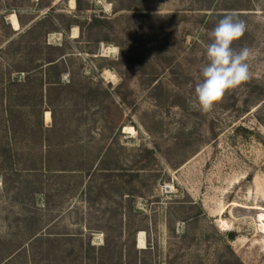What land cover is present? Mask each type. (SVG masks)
I'll list each match as a JSON object with an SVG mask.
<instances>
[{"label":"rangeland","instance_id":"rangeland-1","mask_svg":"<svg viewBox=\"0 0 264 264\" xmlns=\"http://www.w3.org/2000/svg\"><path fill=\"white\" fill-rule=\"evenodd\" d=\"M80 3L78 13L74 0H0V49L9 38L3 20L18 32L49 14L113 22L99 43L74 26L63 32L61 22L47 36L49 23L34 31L40 42L69 40L65 71L50 89L40 54L24 60L27 93H38L42 105L21 107L23 138L10 141L17 171L0 165V259L79 264L80 249L102 245L104 231L127 247L130 222L141 229L136 248L147 249L139 256L147 264H264V0ZM129 5L138 8L128 12ZM207 5L246 21L235 48H250L252 57L250 80L204 113L194 88L211 30L192 15L210 13ZM175 11L177 24L160 35L159 20ZM8 55L2 67L21 63ZM88 90L94 94H81ZM106 149L116 169L109 177L59 170L80 161L95 169ZM49 150L50 170L41 162Z\"/></svg>","mask_w":264,"mask_h":264},{"label":"trees","instance_id":"trees-1","mask_svg":"<svg viewBox=\"0 0 264 264\" xmlns=\"http://www.w3.org/2000/svg\"><path fill=\"white\" fill-rule=\"evenodd\" d=\"M76 4V9L78 13L82 12V6L80 0H74ZM138 7L134 5L127 6L126 10L132 11L136 10ZM204 11H210V13H202L201 15H192V17L197 18L207 29L212 30L214 26L218 23L219 19H221L224 15L227 14H235V13H222L217 9H211L210 5L203 8ZM181 13L178 11L173 12L171 15L164 16L163 19L159 20L160 26V35L168 34L171 28H174L177 24ZM236 15V14H235ZM61 16L54 18L51 14L45 15L40 21H37L32 26L27 29L18 32L13 30L9 23L3 20V24L7 28L6 37L8 41L5 46L0 49V60L2 58L7 59L8 54L12 55V52L18 54L19 59H21V63L13 62L7 63V67H2L0 63V131L3 133L0 136V165H6L11 168L12 171H17L15 165L17 163V159L15 158L18 154L17 150L12 147L10 141H16L17 139L23 138L21 134V129L23 128L24 120L22 121V115L20 113L21 107L29 106H40L42 105V97L37 93H34L33 97H30L27 93L28 91V83H31L29 78V69L24 65V60L26 62H34L37 58H34V52L39 53L41 64L45 65L44 73L46 74V78L48 80V84L50 89L57 86L55 82L51 80H59L58 78L65 71V66L63 61L65 62L64 55L66 44L69 43V40L66 39L59 45H52L50 43H46V40L39 41L38 36L34 35V31L37 26H43L45 23H49V26L46 28L44 35L47 36L51 31H58L59 26L57 22H61L64 28L63 32L70 31L71 27L79 28L80 32H86L88 41L99 43L101 41L107 42L108 35L106 31L112 29V20L107 17H100L97 15H91L88 18L80 19L78 17H69V20L63 21L60 19ZM62 18V17H61ZM60 23V24H61ZM168 28V29H167ZM168 31H165V30ZM62 32V33H63ZM103 32L104 37L101 39H97V35ZM40 33V32H39ZM10 34V36H9ZM16 34V35H15ZM13 36V37H11ZM16 36V37H15ZM31 36L32 40H28L27 37ZM27 39V40H26ZM45 39V38H44ZM243 39L235 41L233 43V47L235 48L236 44H241ZM27 48V51L25 49ZM13 49V50H12ZM30 49H33L30 51ZM44 52V53H43ZM28 54H33V58H29ZM6 55V56H5ZM29 58V59H28ZM64 59V60H63ZM7 61V60H6ZM23 62V63H22ZM40 66V65H39ZM53 71V74H51ZM22 75V77H20ZM35 80V79H34ZM34 82V81H32ZM42 83L41 79L38 84ZM38 86V85H37ZM37 91V88H35ZM91 91L88 92L81 91L83 96L91 95ZM96 93V92H95ZM94 94V93H92ZM261 94V93H260ZM48 102L51 103L52 99L48 98ZM52 117L54 116V112H50ZM41 126V120L38 122ZM52 151H47L44 155H42L41 162L43 165L50 170L49 168V156H51ZM148 154H152V151H147ZM109 155V150L106 149L104 153L100 156L98 160L97 168L92 169L91 164H85L83 161H80L76 167L69 168L68 165H61L60 171L65 172H74L78 171L81 173H91V172H100L105 177L111 176L112 173H115L116 169L114 167V163L112 164V160H109L107 157ZM23 169H35V168H23ZM93 170V171H92ZM123 176V175H121ZM133 178H129L126 180L127 182H131ZM96 196H100L98 193ZM125 196L126 200L130 204L133 201V195L131 193H120V197L123 198ZM132 208L129 209V211ZM128 211V212H129ZM116 215V214H115ZM113 215V217H115ZM130 219V217H128ZM120 226V232L115 236L119 240V236H122V227ZM126 233L129 236L130 243L127 247H123L118 244H114L113 238L109 233L104 231V242L102 245H99L95 249L94 245L90 244V241L87 242L86 247L80 249V254L82 257V261L79 264H147L143 261H140V253H146L147 249H137L135 236L138 231H141L140 227L135 226L134 224H130V222L125 225ZM105 230V229H104ZM36 232H31V237L35 235ZM228 236L233 239L235 236L234 232H229ZM42 236H37L36 240H41ZM118 243V241H116ZM85 262V263H84ZM0 264H10L9 259H0ZM236 264H241L238 260Z\"/></svg>","mask_w":264,"mask_h":264},{"label":"clouds","instance_id":"clouds-1","mask_svg":"<svg viewBox=\"0 0 264 264\" xmlns=\"http://www.w3.org/2000/svg\"><path fill=\"white\" fill-rule=\"evenodd\" d=\"M246 30V21L235 14H227L208 33L210 42L205 48L206 62L199 69L201 79L194 88L200 111H212L227 92L250 80L251 49L233 47Z\"/></svg>","mask_w":264,"mask_h":264}]
</instances>
